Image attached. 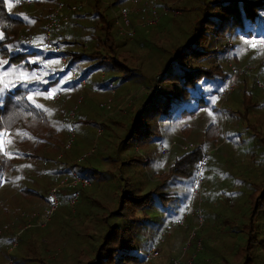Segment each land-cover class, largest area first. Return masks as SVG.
Wrapping results in <instances>:
<instances>
[{
	"label": "rangeland",
	"instance_id": "1",
	"mask_svg": "<svg viewBox=\"0 0 264 264\" xmlns=\"http://www.w3.org/2000/svg\"><path fill=\"white\" fill-rule=\"evenodd\" d=\"M17 1L0 0L3 9L0 14V42L4 38L5 30L13 27L16 30L15 40L35 54L28 56L25 62L10 70L0 57V154L6 156L5 151H11L15 147L12 146L11 140H6L9 136L5 132L7 125L3 127L4 115L8 108V104L4 102L5 98L17 92L23 94L31 104L33 99L38 102L39 96L32 94L35 84L43 82L47 89L40 90L42 97L39 102L49 110L48 114H45L49 135L55 136L58 127L63 129L64 136L72 130L73 141L68 152L73 158L79 157L83 163V157L92 151L87 164L96 169L98 175H94L90 181L87 180L88 185L80 189L74 209L69 210L65 206L64 195L59 196L56 211L43 226L48 220L44 213L49 199L47 186L54 177L51 160H54L55 155H46L48 159L42 162L33 158L18 161L20 177L15 184L16 190L32 197L38 210L35 211L31 203L25 204L23 208V205L14 199L15 207L20 210L7 216L5 221L10 223V228L5 230V233L7 238L13 240L12 248L15 244L16 246L9 254V250L6 252L8 246L2 244L0 264H85L86 258L91 259L89 254L98 249L107 228L120 224L116 221L118 218L111 213L118 207L120 194L130 189L136 190L138 195L154 192L156 197V207L138 210V213H144L145 221L149 222L140 228L146 237V245L153 246L146 261L141 264H264V208L259 209L264 205V40L255 37H234L229 28V33L219 36L217 42H213L212 30L199 33L196 30V33H193L195 21L207 6L205 4L216 0H161L164 4L158 8L159 13L154 12L155 16L150 14L147 17H143V12L129 9L137 0H126L125 5L118 0H97L100 5L96 10L93 8V0L73 3L71 5L84 4L80 10L74 12L88 14L86 18L74 21L78 26L74 28L75 34L80 39L70 48L86 58L77 60L78 69H93L96 60L87 59L93 55L91 52H84L82 46L87 48L85 40L100 35L103 21L108 27L109 37L116 41V46H124V50L129 51L137 64L136 68L139 69L133 72L137 76L120 81L118 77L121 72L95 67L89 83L95 87L92 89L96 90V99L92 102V109L88 114L84 105L90 103V96L93 94L91 90L86 87L79 90L76 103L84 93H88L84 96L88 97L82 106L74 111L75 101L67 104V109L66 106L61 108L60 89L51 87L54 72L60 75L61 81H71L70 73H64L63 65L59 63V56L52 52L50 46L44 44L42 29L51 11L44 23L42 17L44 9L47 8L45 3L38 1L30 6H18ZM149 1L143 0L144 6ZM96 11L100 16H96ZM125 12L126 24L121 19V14ZM133 14H139V21L132 30L126 29L124 26L128 24L129 15ZM63 16H66V11ZM34 17L38 21L33 30V27H26V23ZM255 23L263 25L264 11L255 14ZM132 25L134 26L135 22ZM148 26H153L152 31L143 30ZM201 34L207 36L219 51L228 49L223 57L206 58L208 63L218 65L221 69L226 65L227 72H230L231 68L240 71L232 77L230 91H226V86L218 87L221 88V99L212 104V110L209 106L207 109L198 110L195 102H191V97L197 99L205 86L212 91V80L208 85L201 81L197 86H189L184 92L179 83L170 88L165 86L159 91V95L166 94L167 98L156 100L152 112L146 116V98H138L149 94L148 90L154 86L144 87L158 74L164 73L175 58L180 62V52L183 51L187 39L197 42ZM55 41L51 36V45H57ZM59 49L60 53L70 51L65 44H60ZM178 68L181 71L183 65L179 64ZM75 69L73 67L71 71L78 77L79 71ZM179 71L174 69L176 73ZM8 77H15L16 82L12 84ZM99 78L111 82L112 88L104 89ZM140 78L142 85H139ZM140 88H143L145 93L138 98L133 97ZM56 94L60 95L59 99L55 98ZM128 96L132 97L131 101L134 100L131 107L115 113L99 125L97 114H103V111L97 110L98 104L109 105L107 111L110 108L111 111L107 116H110L112 110L115 109L116 112L125 106L124 99ZM20 109L24 110L21 105L18 107V110ZM36 109L39 110L38 106ZM140 114L143 119L141 130L144 127L147 129L142 137L145 138L144 143L136 146L135 138L129 140L130 143L125 146L123 141L127 136L124 135L130 121L138 120ZM84 115L95 122L94 128L77 120L79 116L83 118ZM19 127L21 128L20 123L17 122L10 128L16 132ZM14 135L16 134L11 136L16 141L18 137ZM65 139L66 137L64 142ZM26 143L32 145L34 141L28 139ZM27 144L19 146L18 151L26 154L21 156L31 157L34 152L38 153L37 148ZM160 146L168 150L163 157H159ZM196 146L200 152L197 167L201 165V224L189 211L183 223L178 226V220L184 214L188 203L189 189L194 177L191 167L195 165L184 163L185 168L176 165L165 178H162L161 174L167 175L170 162L179 159L183 154L193 153ZM40 147L38 145V148ZM33 169L39 171V174L31 173ZM55 178L59 180L58 176ZM2 190L0 187V212L4 200ZM168 197L186 201L179 217L180 208L173 207L174 203ZM23 202H26V199ZM142 202L143 200L140 201ZM194 208L193 204L191 210ZM24 210L35 214V224L31 223L38 227L31 226L28 230H19L22 224L27 222L26 219L20 220L18 217L21 213L25 214ZM134 215L136 218L140 217L139 214ZM100 219H104L105 223L96 226L95 222L98 224ZM40 227L42 228L39 229ZM136 228L134 223H130L126 230L135 231ZM247 258H251L250 263Z\"/></svg>",
	"mask_w": 264,
	"mask_h": 264
},
{
	"label": "trees",
	"instance_id": "2",
	"mask_svg": "<svg viewBox=\"0 0 264 264\" xmlns=\"http://www.w3.org/2000/svg\"><path fill=\"white\" fill-rule=\"evenodd\" d=\"M39 1V2H38ZM83 0H77L75 3H82ZM140 4V1L137 0ZM42 3L41 0H31V3L29 5L24 6H30L32 3ZM88 2V0H87ZM50 2H48L46 5L49 7ZM92 4L94 5V10L100 5L97 0H93ZM156 5L157 8L160 7L161 4H164L161 0H150L145 6L144 3L139 5L141 8H143L142 12L145 14L148 10V8L151 7V5ZM207 5V6H206ZM205 8L202 11V14L200 15L199 19L195 21V26L193 28V33L201 32V31H209L212 30V36H213V42L219 41V36H224L226 32L229 33L228 28L230 29V33L233 32L234 37L240 36L245 39L249 37H255L256 39H263L264 40V23L263 25L259 26V23H255V14L263 12L264 11V1H258V2H251L247 0H216L211 1L205 4ZM52 8V7H50ZM50 9L46 15L49 14ZM3 13V9L1 7L0 2V14ZM141 13V12H139ZM44 14V12H43ZM71 15H73V18H79V17H87L86 13L84 12L83 16H80L81 14H78V12H74ZM44 16V15H43ZM96 16H100L99 12L96 11ZM83 17V18H84ZM43 18V17H42ZM82 19V18H81ZM36 17L32 18L30 22L26 23V27H33V30L35 29V26L37 24ZM46 18H43V22L45 23ZM19 23H23L21 20H18ZM214 23V24H213ZM238 23H240V26H238ZM202 24V26H200ZM197 25V26H196ZM153 26H148L146 28H143V30L148 29L149 32L152 31ZM75 28V27H74ZM43 30V29H42ZM108 27L103 21V26H101V32L99 33V36H92L91 38L86 39L85 42L88 45L87 48L82 46V49L84 52H91L93 55L90 58H87L89 60H96V63L92 70L95 69V67H101L105 69H110L114 72H121V76L118 77V79L122 80H128L134 76H137L134 71H138L137 64L134 63L132 56L130 55L128 50H124V46H116V41L109 37L108 33ZM75 33V29H73ZM16 30L15 28L11 27L7 30H5L4 38L0 42V57L3 58V61L6 63V67L8 70L15 69L17 64L25 62L24 60L28 58L30 55H34L35 52L29 51L25 46L20 45L15 39H16ZM196 36V35H195ZM197 42L191 41L190 39H187L185 46L183 47V51L180 52L181 59L180 62L177 61V58H175L169 65V67L166 69V71L162 74H158L153 80H151L147 86H143L144 88H148V86L152 85L154 87L159 86V90L156 91V94L149 93L145 96H141L138 99L141 100L143 98L145 99V107H146V116L150 114L153 110V106L159 98H167L165 95H159V91L162 89V87L168 86H176L181 85L183 87V92L187 91V87L195 85L197 86L199 82L205 81V84L208 85L209 81H213V88L212 91H209V87L205 86L203 89V92L200 93L197 96V99L195 97H191V102H195L196 108L199 110L201 108L207 109L208 106L210 110H212V104H215L217 100L221 99V88L218 89V87L226 86V82L230 76V72H227L225 69L226 65H224V69H221L218 65H214L211 63H208L205 59L209 56H212V58L224 56V53L228 51V49L224 51H219L217 47H215L214 44H211L210 40L207 36H204V34H201L197 38ZM55 44H65L70 49V51L65 53H60L64 58V67L66 69H72L75 67V70L79 71L78 77H76L77 81H84V88L88 90H93L95 87H92L89 83L91 81V72L92 70L85 68L82 70L78 69L77 67V60L82 59L85 60L86 58L76 52H73V50L70 48L72 45L76 44L77 40H79V37H75L73 40H68L66 36L64 35L62 38H55ZM193 42V43H192ZM191 43V44H190ZM190 44V45H189ZM60 50V49H59ZM174 53V49L172 51ZM225 53V54H226ZM230 54V53H229ZM226 60V59H225ZM226 62H229L226 60ZM60 63V62H59ZM179 64L183 65V69L179 71ZM61 65V64H60ZM130 66V67H128ZM174 69H177L179 73L174 72ZM89 72V73H88ZM65 73V72H64ZM185 75L187 78H185ZM60 76L57 74V72H54V78L52 79V85L56 86V82L58 80V77ZM9 78V77H8ZM9 81L13 84L16 82V78H9ZM99 81L103 83V87L107 89V84H111L109 81H103L101 78H99ZM140 83L139 85H142L143 81L138 80ZM68 85H70L71 92L67 93V87H60L56 86L60 89L61 95H62V101L60 104V107L63 108L69 103L68 100L75 101L78 98L79 94V87L78 85L74 84L73 82L69 81L67 82ZM43 82L35 84V90L32 95H37L38 102L32 101V104L25 99L23 94H17L14 93L13 95H10L9 97L5 98V103L8 104L7 112L5 113V117L3 120V127L7 125V130L5 129V132L9 134L7 136L6 140L10 142V140L13 142L12 146H15L13 150L9 151L6 150L5 154L6 156H2L3 154H0V187L3 188L2 192L4 193V200H3V207L2 212H0V247L2 244H5L8 246L6 249V252L9 250V254L12 251V244L9 237H6L5 230H8L10 228V223L5 221L7 216L12 214L11 212H15L16 210H20L19 208L15 207L14 199H16L17 203H21L23 205V208L25 204L31 203L34 206V210H38V206L35 202V200L32 197H28L23 193H19L16 190L15 184L17 183L20 175L18 168H17V162L20 160H23L25 158H33V160H37L38 162H42L47 160L46 155H49L53 157L55 155L54 160H51V163L53 164L54 168L52 169V173L54 175L53 179L51 180L50 184L47 186V192L49 194L50 190L56 187L59 182V180L63 178V174H67V183H69L72 180V177L70 176L68 170L66 169L67 164L69 160L66 159V156H68V151H63L61 154L59 153V150L61 146L63 145V140L66 136H64L63 129L61 127L57 128V132L55 136L49 135V128L47 127V121L45 120V114L48 109L45 108V106L42 104L41 97L42 93L40 90H46V86H43ZM66 84V83H63ZM67 86V84H66ZM92 87V88H91ZM42 88V89H40ZM90 88V89H89ZM39 89V90H38ZM215 90V91H213ZM93 93L90 96V103L89 105H84L85 111L89 114V110L91 112L92 109V102L96 99V93L92 91ZM85 94L78 100L76 103L73 102V105L75 106V110H77L80 106H82V103L85 101L84 97ZM203 94V95H202ZM60 97L59 94H56ZM84 99V100H83ZM136 99V100H138ZM88 100V99H87ZM134 100L130 102L129 105H125L122 108L118 109L116 112L113 111V113L110 116H107V114L111 111V108L109 111L105 110V105H102L100 107V103L98 104L97 110L100 112L103 111V114L98 115L97 114V122H99V125L102 124L108 117H113L115 113L120 112L121 110L131 107ZM16 103H19L24 110H18V107L20 105H16ZM15 106V107H13ZM38 106L39 110L36 109ZM119 106V105H118ZM117 106V107H118ZM5 109V107H4ZM185 110V109H184ZM194 110V109H193ZM193 110L190 111V113L193 112ZM63 113V111H60ZM65 112V111H64ZM138 120H132L130 121L129 127L126 131V134L124 136H127L123 143L126 146L131 139L136 138V146H139L140 144L144 143L143 140L145 138H142L145 136L147 129L144 127L143 130H141L142 125V116L141 114L138 116ZM1 118V115H0ZM77 120L84 122L85 124H90L92 128H94L95 122L92 121V119L86 118L84 115L82 117H78ZM102 120V121H101ZM17 122L20 123L21 128L19 127L16 132L11 130V126L15 125ZM97 125V126H99ZM0 127H2L1 119H0ZM16 134L14 136L18 137V139L15 141L14 137L11 136L12 134ZM30 135V136H27ZM22 136V137H21ZM45 136V137H44ZM137 136H139L137 138ZM28 139H31L34 141L32 145L27 144L26 141ZM21 140V141H20ZM139 143V144H138ZM27 144L29 146H32L33 148L38 149V153L34 152L33 156H21L26 155L23 153V151H18L19 146ZM38 145L41 147L38 148ZM7 148V145L5 146V149ZM161 146L159 151V157H163L161 154ZM201 148V147H200ZM193 153L191 154H183L179 159L171 161V165L169 166V172L167 175L161 174L162 178L168 177V175L172 172L173 168L176 167V165H181L183 168H185V164L189 165L190 163H193V165L196 166L197 161L200 160V152L197 148V146L193 149ZM92 152L86 154L83 157V163L81 160L79 162H75L76 160H73L71 164V171L79 178H84L86 180H89L91 178H94V175H98L96 172V169L90 167L87 163L88 160L91 158ZM191 156V157H188ZM82 163V164H81ZM196 163V164H195ZM147 164V163H146ZM195 166L191 167V170H195ZM59 169V171H57ZM31 173H34L35 175L39 174V171L36 172L34 169ZM59 177V180H57L55 177ZM102 176H99V179H101ZM83 187L76 186L75 188L68 187V186H62L59 190V193L57 195V198L59 196L64 195V201L65 206L71 210L74 209V206L71 208L68 206V198L76 192L79 193L80 189ZM11 193V195L9 194ZM264 194V193H263ZM262 194V195H263ZM16 195L18 197H16ZM34 195V194H32ZM189 196V195H188ZM26 199V202H23L24 199ZM49 198V197H48ZM156 197L154 196V192H150L143 195H138L136 190L130 189L129 191H123L120 196L118 197V207L117 209L111 213V215H114L119 221L120 224H116L112 227H108L102 242L99 244L98 249L96 251H93L89 254L91 259L86 258L87 261L85 264H141L146 261V258L151 251L153 250L152 247H148L146 244V237L141 232V226L146 222L144 217V213H138V210L147 209L149 207H156L154 203V199ZM172 200V202L175 204L178 200L177 198L173 199L171 197H168ZM166 198V199H168ZM189 198V197H188ZM140 203V201H142ZM22 201V202H21ZM178 200L177 202H179ZM186 201H182V204L185 205ZM47 208L45 211L49 210L51 207L50 200L46 202ZM58 206L50 213L48 220L45 222L43 226H45L49 219L52 217L54 212L56 211ZM185 207V206H184ZM22 208V207H21ZM264 208V205L259 207V209ZM161 209V207H160ZM169 209V208H168ZM167 209V210H168ZM24 213H21L18 215L20 220H27L25 223L22 224L21 228L19 230H28L31 228V226H34L35 228L38 226H35L34 221L36 220L35 214H29L27 211ZM44 212V211H43ZM42 212V213H43ZM139 214V218H136L134 214ZM39 214V213H38ZM5 215V217H4ZM105 215V214H104ZM3 216V217H1ZM101 220V221H100ZM97 222H95V225H100L101 223H105L104 219H100ZM104 220V221H103ZM4 222V223H3ZM33 222L34 224H32ZM130 223H134L135 227L137 226L135 231L132 230H126V227L129 226ZM127 225V226H125ZM95 226V227H96ZM40 227L39 229H41ZM3 234V235H2ZM146 247V249H145ZM8 257V256H7ZM6 257V258H7ZM9 258V257H8ZM10 260V258H9ZM251 258H247V262L250 263ZM243 261V260H242ZM12 262V261H11ZM264 262V260H263ZM259 263V262H257ZM260 264V263H259Z\"/></svg>",
	"mask_w": 264,
	"mask_h": 264
},
{
	"label": "built area",
	"instance_id": "3",
	"mask_svg": "<svg viewBox=\"0 0 264 264\" xmlns=\"http://www.w3.org/2000/svg\"><path fill=\"white\" fill-rule=\"evenodd\" d=\"M31 3V0H18L16 2V4L18 6H21V5H29ZM61 4L57 5L55 7L54 10L51 11V13L48 15L47 17V21L44 25V29H43V38H44V44L45 45H48L50 46L52 52L55 54V55H59V48L58 46L56 45H51L50 43V37L52 36V32L55 30V28L63 21V19L59 16V10L61 8ZM84 6V4H80V5H73V6H68L66 7L67 9V12L68 14L71 13V12H74L76 10H80L82 7ZM126 14L127 12L125 13H122L121 14V19L122 21L126 24ZM23 40V38H21ZM30 39L28 38V41ZM59 62L61 63V65H63L62 67L64 68V72H69L70 75H71V81L74 82L76 85H78L79 89L82 90L84 88V82L83 81H77V79L75 80V76L73 74V72L71 71L72 69H66L64 67V58L61 57L59 55ZM230 76L226 82V91H230L231 87H232V77L237 75L238 73H240V71L238 70H235V69H230ZM107 88L108 89H111L112 88V85L111 84H107ZM159 89V87H154V88H150L148 90L147 93H150L152 92L153 94H156V91ZM224 90V92H226ZM144 89L143 88H140L138 91H136L134 94H133V97L135 98H138L139 96H141V94H144ZM225 94V93H224ZM111 96H113V91L111 90ZM55 98L56 99H59V96L58 95H55ZM131 96H128L124 99V105H129L130 102H131ZM109 103V101H107V104ZM105 109L108 110L109 109V105H106L105 106ZM69 134V135H68ZM72 141H73V134H72V130H69L67 132V136H66V139H65V142L63 143V145L61 146V149H60V154L63 152V151H67L69 149V147L71 146L72 144ZM168 153V150H165L163 148H161V154L163 156H165L166 154ZM81 159H77L75 162H79ZM73 163V162H72ZM72 163H69L67 164L66 166V169L68 170L70 176L72 177V180L67 183V175L63 174L64 175V178L61 180V182H59V184L54 187L53 189L50 190L49 194H48V197H49V200H50V204H51V207L49 210H47L45 213H44V216L48 219L50 213L56 208L57 204H58V201H57V195L59 193V190L62 186H68V187H72V188H75L76 186H79V187H85L88 185V181L84 178H79L77 177L72 171H71V164ZM171 164V162H170ZM169 164V165H170ZM200 164L199 166L197 167V164L195 166V170H194V177H193V180H192V183L190 185V189H189V199H188V203L186 205V207L184 208V214L181 216V218L178 220V226H180L183 221H184V218L186 217V213L191 211L193 217H195L198 222L201 224V213H200V204H201V201H200V198H199V194H200V175H199V169H200ZM78 199V194L76 192H74L69 198H68V205L72 208L74 206V204L76 203ZM195 205V208L193 210L192 209V205Z\"/></svg>",
	"mask_w": 264,
	"mask_h": 264
},
{
	"label": "crops",
	"instance_id": "4",
	"mask_svg": "<svg viewBox=\"0 0 264 264\" xmlns=\"http://www.w3.org/2000/svg\"><path fill=\"white\" fill-rule=\"evenodd\" d=\"M41 1H43V3H45V4H47L48 2H50V4H49V7H52L53 9L57 6V5H59V4H61L62 6H61V8H60V10L61 9H65V11H66V16H63L64 15V10H61V18L63 19H65L61 24H60V26L57 28V29H55L54 30V32H52V37H53V39L54 38H62L64 35L66 36V38L68 39V40H73V39H75V37H76V34L74 33V31H73V29H74V27L75 28H77L78 26L74 23V21H75V19H81V18H83L84 16V12H80V13H78V14H81L80 16H83V17H79V18H73V15H68V12H67V9H66V7H68V6H73V5H71V4H75V2H77V0H41ZM118 2H120L122 5H125L127 2H126V0H118ZM138 2V1H137ZM135 3V2H133V4L131 5V6H129V9H132V10H138L139 12H142V10H143V8H141L139 5L141 4V6H142V4H143V0H140V4L139 3ZM49 7H47V8H49ZM47 8L46 9H44V16H43V18L45 19L46 18V15L45 14H47V12L50 10V9H52V8H50V9H48L47 10ZM59 10V11H60ZM159 9L156 7V5H151V7L150 8H148V10H147V12L143 15V17H147V16H149L150 14H152L151 16H155L154 15V12H156V13H159V11H158ZM131 18V19H130ZM131 21V22H130ZM138 21H139V14H133L132 16H130L129 15V18H128V24L127 25H125L124 27L126 28V29H129V30H132L136 25H137V23H138ZM135 22V25L133 26L132 24ZM80 39V38H79ZM58 77V80H57V82H56V86H60V87H65L64 89H66V87H67V93L68 92H71L72 90H70V85H68V83H66L67 84V86H66V84H63V83H65V81H61L60 80V77L59 76H57ZM72 82V81H71ZM74 83V82H73ZM75 84V83H74ZM92 88V87H91ZM90 89V88H89ZM105 89V88H104ZM108 89V88H107ZM92 91H94V92H96V90H92ZM68 104H70L71 103V100L69 99L68 100ZM103 103H100L99 105H102ZM92 152V151H91ZM86 153V152H85ZM90 153V152H89ZM88 154V153H87ZM78 157V156H77ZM66 159L67 160H69V162H70V160H71V162L73 161V160H76V159H79V157L78 158H73L72 156H71V154L70 153H68V156H66ZM178 207V208H180V212H179V214H178V217L180 216V214H181V212H182V210H183V206H185V205H183L182 204V201H179V202H176L174 205H173V207ZM182 216V215H181ZM181 218V217H180Z\"/></svg>",
	"mask_w": 264,
	"mask_h": 264
},
{
	"label": "clouds",
	"instance_id": "5",
	"mask_svg": "<svg viewBox=\"0 0 264 264\" xmlns=\"http://www.w3.org/2000/svg\"><path fill=\"white\" fill-rule=\"evenodd\" d=\"M43 29H44V27H43ZM57 46V45H56ZM59 48V47H58ZM59 54H60V50H59ZM57 56H59V55H57Z\"/></svg>",
	"mask_w": 264,
	"mask_h": 264
}]
</instances>
